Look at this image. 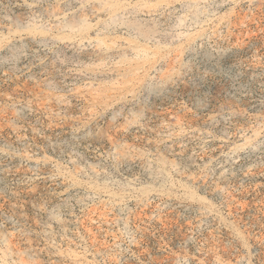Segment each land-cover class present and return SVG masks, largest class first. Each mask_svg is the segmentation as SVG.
I'll list each match as a JSON object with an SVG mask.
<instances>
[{"label": "rangeland", "instance_id": "obj_1", "mask_svg": "<svg viewBox=\"0 0 264 264\" xmlns=\"http://www.w3.org/2000/svg\"><path fill=\"white\" fill-rule=\"evenodd\" d=\"M0 264H264V0H0Z\"/></svg>", "mask_w": 264, "mask_h": 264}]
</instances>
